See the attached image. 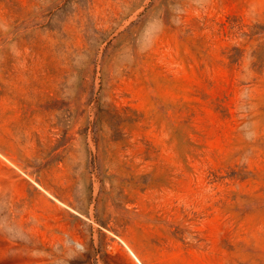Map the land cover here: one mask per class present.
Returning a JSON list of instances; mask_svg holds the SVG:
<instances>
[{
  "label": "rangeland",
  "instance_id": "1",
  "mask_svg": "<svg viewBox=\"0 0 264 264\" xmlns=\"http://www.w3.org/2000/svg\"><path fill=\"white\" fill-rule=\"evenodd\" d=\"M264 264V0H0V264Z\"/></svg>",
  "mask_w": 264,
  "mask_h": 264
},
{
  "label": "bare ground",
  "instance_id": "2",
  "mask_svg": "<svg viewBox=\"0 0 264 264\" xmlns=\"http://www.w3.org/2000/svg\"><path fill=\"white\" fill-rule=\"evenodd\" d=\"M129 251H131V250H129ZM131 253L136 257V259L139 261V263L142 264L141 261L139 260V258L137 257V255L133 251H131Z\"/></svg>",
  "mask_w": 264,
  "mask_h": 264
}]
</instances>
